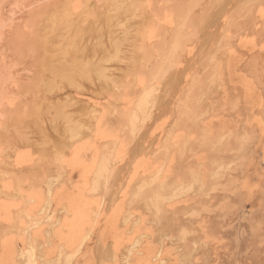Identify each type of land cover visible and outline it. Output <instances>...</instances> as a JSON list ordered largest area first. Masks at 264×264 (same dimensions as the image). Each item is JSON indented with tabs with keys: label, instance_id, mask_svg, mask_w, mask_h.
<instances>
[{
	"label": "bare ground",
	"instance_id": "6f19581e",
	"mask_svg": "<svg viewBox=\"0 0 264 264\" xmlns=\"http://www.w3.org/2000/svg\"><path fill=\"white\" fill-rule=\"evenodd\" d=\"M255 25L258 49L241 56ZM260 61L264 0H0V264H130L125 245L145 252L140 264L163 247L178 264H264L260 225L238 221L254 232L250 249L236 231L230 253L208 248L217 227L203 204L235 187L229 166L254 152L258 130L202 121L230 116L240 84L246 101L258 93L264 122Z\"/></svg>",
	"mask_w": 264,
	"mask_h": 264
},
{
	"label": "rangeland",
	"instance_id": "374dc122",
	"mask_svg": "<svg viewBox=\"0 0 264 264\" xmlns=\"http://www.w3.org/2000/svg\"><path fill=\"white\" fill-rule=\"evenodd\" d=\"M258 27H259V25H255V27L253 26V27H251L250 29H254V28H257L258 29ZM250 29L249 30H247L248 31V33H251V34H249V38H250V40L251 41H245V42H241V44H240V42H238V43H236L237 45H236V48H239L240 47V51H241V48H242V51L240 52L239 51V49H238V51H236L239 55H241V56H244L245 54H247V50H249L250 48L252 49V52L253 51H255L254 50V48L256 47L257 49H258V46H259V44H257L260 40H256V39H258V38H256L257 36L256 35H258L257 33V30H255L254 29V31H250ZM252 29V30H253ZM253 32V33H252ZM256 32V33H255ZM253 34V35H252ZM253 38V39H252ZM255 41V42H254ZM256 41H257V43H256ZM251 42V43H250ZM256 43V44H254V43ZM246 44V45H244V44ZM253 46H251L250 44ZM238 44H240V46H238ZM250 47H249V46ZM254 45H256V46H254ZM238 46V47H237ZM247 49V50H246ZM237 50V49H236ZM245 51V52H244ZM257 51V50H256ZM255 53V52H254ZM242 54H244V55H242ZM258 58V57H257ZM239 59H236V60H234V62H236L237 63V61H238ZM258 60H260V57L258 58ZM240 63V61L238 62V64ZM259 64H263L264 63V61H260V62H258ZM263 72H264V64L262 65V68H261V76H262V78L264 77V75H263ZM4 76L6 77L7 75L6 74H4ZM236 85H238V86H240V87H238V86H236L235 87V92L236 93H238L237 95H239V91L241 90V97H240V95H239V97H235V99H237L238 100V103H239V105L237 106V107H244V106H246V107H244V108H246V110L244 109V108H241L240 107V110L236 107L235 109L237 110L238 109V112L237 111H235V109H234V111L236 112V114L237 115H239V118L236 116V114L234 113L233 114V110L231 111L232 112V114L230 113V116H229V114L227 113V110H221V112L219 111L218 113H216L215 115L216 116H214V115H212V116H210V115H208V116H206V118H204V120H206V122L205 121H202L203 123H204V125L205 124H208L207 126H209V128L210 127H216V126H219L218 128L221 130V132H223L224 130H226V129H228L229 128V126L230 125H232V127H236V130L238 129V128H241L242 127V125H245L244 123L242 124V122L241 121H245V123H246V125L247 126H250L251 125V127H252V131L254 130V126H255V130L254 131H260V132H254L256 135H254V136H258V138L259 139H261V136L264 134V122L263 121H261V120H259L258 119V115H260L262 112H263V106H261L260 104H256V103H253V101H254V97L258 100V93L256 92V91H254L253 92V96H249L248 98H247V101H250V100H248V99H251V103L249 102V106H248V102L246 101V97H247V95H246V93H245V91H244V86H241L240 84H236ZM237 90H238V92H237ZM3 94V93H2ZM245 94V95H244ZM249 94V93H248ZM255 94H257V95H255ZM244 97H245V99H244ZM251 97V98H250ZM243 100H245V101H243ZM240 101H242V102H240ZM241 103H242V105H241ZM256 104V105H255ZM252 105H253V107H252ZM255 105V106H254ZM257 106H258V108H257ZM247 107H250L252 110H253V118L251 117V115H250V113H252L251 111V109L249 108H247ZM258 110H260V111H258ZM241 109H242V111H241ZM248 109V110H247ZM256 110V111H255ZM249 112L248 114H247V112ZM222 112L224 113V114H222ZM244 113V114H243ZM220 114V115H219ZM241 114H242V116H241ZM246 116V117H244V116ZM210 116V117H209ZM234 116L236 117V119H237V121L235 120V118H234ZM248 116V117H247ZM209 117V118H208ZM208 118V119H207ZM216 118V119H215ZM247 119V120H245V119ZM221 119L224 121H222V122H220L221 121ZM232 119V120H231ZM239 119V120H238ZM256 120H258V121H256ZM236 121V122H235ZM247 121V122H246ZM259 121H260V124H259ZM214 122L217 124H214ZM256 122L258 123V124H256ZM222 125V127H221V125ZM223 123H224V126H223ZM235 123H237V124H235ZM242 125H241V124ZM219 124V125H218ZM256 124V125H255ZM261 124H262V127H261ZM245 125V126H246ZM239 126V127H238ZM258 126V127H257ZM262 128L261 130H262V132H261V130L259 129L260 127ZM226 127H228V128H226ZM244 127V126H243ZM246 128V127H245ZM258 128V129H257ZM211 129V128H210ZM224 129V130H223ZM259 133V134H258ZM264 136V135H263ZM263 136H262V141L261 140H259L257 137H255V138H253V140L254 139H256L257 141H252L253 143H251L250 142V145H248V147H249V150H253L254 152L253 153H250L249 155L252 157H250V156H248V154H246V156L244 155V153H243V156H242V154H240V155H238L240 158H238L239 160H241L242 162L244 161H246L247 159V162H246V164H243L242 162L240 163L241 165H239V166H237L236 165V163L234 164V163H231L230 164V166H229V168H230V170H231V172L234 174L235 173V177H234V175L231 173V175L233 176V178L235 179H233L234 181H233V183L235 182L236 183V185H235V183L232 185V187L233 186H235L233 189H231V190H220V192H221V195L223 194L224 195V197L223 196H221V197H219L220 196V192H219V194H217V195H215L214 197H213V195H208V194H205V195H203L204 197H203V204L205 205V207H206V209L207 210H209V212L208 213H210L209 215H210V218H211V221L213 222V223H215V225H216V227L217 228H215L213 231H212V233L210 234V235H208L207 237H206V240H207V238H208V240H207V242H205L206 244V246L208 247V248H212V246L214 245V246H216V248L215 249H218L217 251H218V253H217V251L216 250H212L211 249V251L214 253V255H216V253H217V256L218 257H220V256H222V254L220 253L221 251H220V249L223 251V249H224V251H223V253L224 252H226V253H224V255L225 254H228V253H230V251H232V250H230V249H233V247L234 246H232V242H233V245H234V243L236 242V240L238 241L239 239H240V241L239 242H236V244H243L244 245V243L246 244V245H244L245 247H247L248 249H250L253 245H254V242H255V239H254V232H249V231H242V230H240L239 231V229H240V227H239V225H240V223L238 222V221H240V222H242L241 223V225L240 226H242V224L243 225H245V224H249L248 226H249V228H254L255 226L257 227V225H260V227H261V229H263V231H264V228H263V226L262 225H264V217H262V215L264 216V210H261L262 208H264V206H262V208H261V206H260V204L262 205L263 203H264V190H263V186H264V181L262 180V179H264V162H263V160L261 159V157H262V155H263V159H264V138H263ZM259 141H261V142H259ZM256 142H259V143H256ZM232 143V142H231ZM233 144V143H232ZM253 144V145H252ZM255 144V145H254ZM263 144V145H262ZM252 145V146H251ZM255 146H257V147H255ZM259 146V147H258ZM263 146V147H262ZM248 147H247V150H246V152L248 153ZM246 148V147H245ZM251 148V149H250ZM256 148H260L261 149V151H260V149H255ZM251 152V151H250ZM258 153V155H257V153ZM232 154V153H231ZM256 154V156H254ZM259 154H260V158H259ZM223 156H224V159H226L227 157H229L230 156V154L227 152H224V154H222ZM201 157V156H200ZM247 157H249V158H247ZM256 157V158H255ZM254 158V159H253ZM252 160V161H251ZM261 160V161H260ZM259 162V163H258ZM262 164H261V163ZM261 165V166H259V165ZM242 165H244V166H242ZM249 165V166H248ZM250 165H257L256 167H254V166H252L251 168H250ZM242 166V167H241ZM236 167H238V168H236ZM240 167H241V169H240ZM245 167V168H244ZM246 167H248V168H246ZM261 167V168H260ZM15 169H13V167L11 168V170L13 171H15V173H14V171H13V173H12V171L11 170H8V171H10L11 173H9V175L11 176V175H15L16 174V172H20L19 171V169L17 168V167H14ZM182 168V167H181ZM7 169H9V168H6V170ZM183 169V168H182ZM186 169H188V168H186ZM186 169L184 168L183 170L184 171H186ZM234 169V170H233ZM239 169H240V171H239ZM249 169H250V171H249ZM254 169H255V171L256 172H258V173H256L255 171H254ZM257 169H258V171H257ZM18 170V171H17ZM21 170V169H20ZM242 170L245 172H242ZM251 170H252V172L254 171V173H252L251 172ZM233 171H236V172H233ZM239 171V172H238ZM249 171V172H248ZM259 171H260V173H259ZM7 172V171H6ZM23 172V171H22ZM240 172H242V174H240ZM247 173H248V175H247ZM74 176L75 177H77V172L75 171L74 173ZM238 174H239V176H238ZM244 174H246V176L244 175ZM259 174H260V177H259ZM241 175H242V177H241ZM245 177H244V176ZM252 175H254V176H252ZM253 178V179H252ZM260 178V179H259ZM245 179V180H244ZM248 179V180H247ZM253 181H252V180ZM259 179V180H258ZM240 180V181H239ZM244 180V181H243ZM258 180V181H257ZM249 181H250V183H249ZM257 181V182H256ZM238 182V183H237ZM240 182V183H239ZM241 182H243L242 184H241ZM245 182V183H244ZM263 184H261V183ZM258 184V186L256 185V184ZM239 184V185H238ZM240 184H241V187H242V189H241V187H239L240 186ZM250 184V185H249ZM237 185H238V187H237ZM262 185V186H261ZM263 187L262 188V190L260 189L261 187ZM253 187V188H252ZM241 190V192L239 191V189ZM255 188V189H254ZM258 188V189H257ZM248 189H250V191L248 190ZM252 189V190H251ZM54 190H56V187L54 188ZM246 190V191H245ZM248 190V191H247ZM253 190L254 191H258L259 193H258V195H256V196H259V200H257L258 198L254 195V193H253ZM261 190V191H260ZM226 191H228L229 193H230V195L228 194L227 196H226V194L228 193V192H226ZM243 191V192H242ZM257 191H256V193H257ZM224 192H225V194H224ZM239 194H238V193ZM248 192V193H247ZM250 192V193H249ZM261 192V193H260ZM231 193L232 194H234L233 195V198H234V196H236L235 194L237 193V195L239 196V197H241L240 198V201H239V198L236 196L235 197V200L231 197L232 195H231ZM242 194V195H241ZM243 194H247V196H245V198H243L244 197V195ZM207 196V197H206ZM263 197V199L261 198V197ZM194 197H195V195H194ZM202 197V196H201ZM209 197V198H208ZM216 197H217V200H216ZM254 197H256V199H255V201L252 199V198ZM220 198H223V200L222 199H220ZM231 198V199H230ZM236 198H237V200H236ZM212 199V200H211ZM250 199H252V201L250 202L249 200ZM201 201H202V198L200 199ZM207 201V203H209V204H207V203H205L206 201ZM210 200V201H209ZM213 200H215L214 202H213ZM225 200H226V203H225ZM241 200H243L242 202V205H241ZM245 200H247L246 202H245ZM237 201V202H236ZM238 201H239V203H238ZM253 201H254V203H255V205H254V209H256V210H251V208L253 209V205H250V204H254L253 203ZM259 201H260V204H258L259 203ZM217 202V203H216ZM229 202V205L227 204ZM249 202H250V204H249ZM213 203V204H212ZM246 203V204H245ZM257 203V204H256ZM219 204V205H218ZM231 204V205H230ZM233 204V205H232ZM209 205L211 206V207H209ZM226 206L228 209H231V211H228L229 212V214H227V208L226 207H221V206ZM228 205V206H227ZM259 205V206H258ZM264 205V204H263ZM180 206L182 207V209H187L189 206L188 205H186L185 203H183V204H180ZM188 206V207H187ZM218 210V212H217V210L216 211H214L215 209H214V207ZM234 206V207H233ZM240 206H242V208L244 209V212H243V209H240L239 207ZM219 207H221V210H223V212L225 213V214H223V212L221 211V210H219L220 208ZM234 209H233V208ZM256 207H258V209H259V212H261L260 214L258 213V211H257V208ZM260 207V208H259ZM223 208V209H222ZM224 208H225V210L226 211H224ZM235 208H237V209H235ZM246 208V209H245ZM234 210H235V212H234ZM238 212H237V211ZM247 210V211H246ZM219 211H221V213L219 212ZM233 211V212H232ZM213 212V213H212ZM214 212H217V214H216V216L218 215V213H220L219 215L220 216H222V217H220L219 215V217L217 216V217H215V216H213L212 215V217H211V214H214ZM231 213V214H230ZM240 213V214H239ZM254 213V214H253ZM258 213V214H257ZM214 214V215H215ZM221 214H223L224 215V217H223V215H221ZM236 214V215H235ZM249 214H250V217H249ZM230 215V216H229ZM234 215H235V217H234ZM239 215H240V217H239ZM246 215H248V216H246ZM256 215H258V216H260L261 217V219L258 217V216H256ZM255 216V217H254ZM213 217H215L213 220H212V218ZM237 217V218H236ZM248 219V220H246V218ZM254 217V218H253ZM258 217V218H257ZM263 218V219H262ZM225 220V221H220V220ZM226 219H228L229 221L231 220V222L229 223V225H228V221L226 220ZM240 219V220H239ZM259 219V220H258ZM219 220V221H218ZM232 220H234V221H232ZM241 220H244V221H241ZM252 220H254V221H252ZM263 222H262V221ZM187 221H189V219L187 220ZM247 223H246V222ZM258 221V222H257ZM226 224V225H228V226H225V225H223L224 223ZM239 223V224H238ZM260 223V224H259ZM237 224V225H236ZM222 225L224 226V227H222ZM230 225H231V227H230ZM236 225V226H235ZM222 227V229H224V230H222V231H218V227ZM232 226H233V228H232ZM237 228H235V227ZM225 227H230V229L229 228H225ZM239 227V228H238ZM235 228V229H234ZM230 230V231H228V230ZM231 229H233V230H231ZM217 230V231H216ZM228 231L227 233L226 232H223V231ZM236 231V232H235ZM242 231V232H241ZM214 232V233H213ZM234 232L237 234V236L239 235V232H240V236H238V238H231V236L233 237V235L235 236V234H234ZM222 233V234H221ZM245 233V234H244ZM248 233V234H247ZM226 234V235H225ZM231 234V235H230ZM242 234V235H241ZM224 236L222 239H224L223 241H221L220 240V238L222 237V236ZM245 235V236H244ZM248 235V236H247ZM215 236V237H214ZM216 236H218V238L216 237ZM226 236H230L229 238L227 237V239L228 240H226L225 239V237ZM237 236H235V237H237ZM244 237H245V239H244ZM247 237H248V239H247ZM166 238V237H165ZM165 238H163L164 240H169V237H167L166 239ZM210 238V239H209ZM213 238V239H212ZM242 238H243V240H242ZM216 239V240H215ZM232 239V240H231ZM16 240H19V238H17ZM234 240V241H233ZM241 240H242V242H241ZM251 240V241H250ZM213 241L215 242V243H213ZM217 241V242H216ZM220 241V242H219ZM243 241H244V243H243ZM250 241V242H249ZM19 242H20V240H19ZM39 242V246L37 247L38 248V253H42V248H44L43 246H41V244H40V241H38ZM208 242H211L210 244L208 243ZM219 242V243H218ZM222 242H225V244L224 243H222ZM231 242V243H230ZM241 242V243H240ZM174 243V242H173ZM212 243H213V245H212ZM218 243V245H215V244H217ZM229 243V244H228ZM208 244V245H207ZM221 244V245H220ZM224 244V245H223ZM235 244V245H236ZM212 245V246H211ZM228 245H230V246H232V247H228L227 248V246ZM213 246V247H214ZM249 246V247H248ZM255 246V245H254ZM23 247V245L22 246H20V248H22ZM129 247L130 246H128V247H126V245L118 252V253H122V254H125V255H127V254H130L131 255V258H130V264H140V262L138 261L139 259H138V257L139 256H142L145 252L143 251V250H141V251H135V249L133 250H131V252H129L128 251V249H129ZM23 248H25V246L23 247ZM220 248V249H219ZM263 250H264V245H263ZM164 249H165V251H164ZM228 249V250H227ZM168 251V252H167ZM210 251V250H209ZM210 251V252H211ZM4 252L5 251H3V254H4ZM124 252V253H123ZM137 252H138V254H137ZM162 252H163V254H162ZM173 252H175V253H177L176 255L175 254H172ZM212 252L210 253V255L212 254ZM44 253V252H43ZM139 253H140V255H139ZM89 256H91L92 255V252L90 251L89 253H87ZM142 254V255H141ZM156 254V253H155ZM164 254H167L166 255V257H165V255ZM169 254V255H168ZM172 254V258H171V255ZM0 255H1V253H0ZM135 255V256H134ZM162 255V256H161ZM173 255H175L176 256V259H175V261H174V263H173V260H174V258L173 257H175V256H173ZM198 255V254H197ZM220 255V256H219ZM249 255V254H248ZM138 256V257H137ZM163 256H164V259H165V263H163V264H178L177 262L178 261H180V258H177V256L179 257V253H178V250L176 251V250H172V249H170V248H168V247H163L162 249H161V251H159V253L157 254V255H154V261L156 262V264H162L161 263V261H162V258H163ZM169 256V257H168ZM249 256H251V255H249ZM84 257V258H83ZM88 256H84V255H79V258H80V260L83 262L86 258H87ZM197 257V256H196ZM210 257V256H209ZM160 258V259H159ZM166 258H168V259H166ZM169 259H171V260H169ZM173 259V260H172ZM195 259V258H194ZM192 260L189 264H191L192 262H194V264L195 263H197L198 262V258H196L197 260ZM168 260H169V263H168ZM178 260V261H177ZM240 260V259H239ZM134 261V262H133ZM181 262V261H180ZM238 262H241V261H238ZM213 263V262H212ZM103 264H109V261H107V260H105L104 261V263ZM179 264H183V262L182 263H179ZM193 264V263H192ZM237 264H239V263H237Z\"/></svg>",
	"mask_w": 264,
	"mask_h": 264
}]
</instances>
